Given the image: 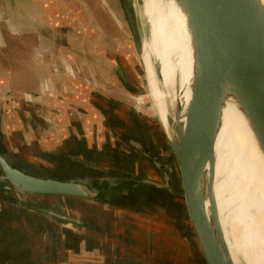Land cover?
<instances>
[{"label": "water", "instance_id": "obj_1", "mask_svg": "<svg viewBox=\"0 0 264 264\" xmlns=\"http://www.w3.org/2000/svg\"><path fill=\"white\" fill-rule=\"evenodd\" d=\"M174 1L185 16L192 48L191 97L186 111L173 98V90L165 85L159 60L153 56L168 115L167 124L162 121L149 88L143 60L144 43L140 44L129 19L143 81L147 82L148 95L153 101V117L144 115V99L137 96L139 91L121 63V55L111 49L97 62L111 70L131 96L136 97L133 105L106 99L97 91L91 93V97L85 92L87 98L81 102L59 96L65 107L94 119L133 156L107 161L104 154L88 160L82 156L34 153L29 155L35 158L28 159L5 145L0 115V201H8L27 213L46 216L75 232L104 237L121 246H124L126 229L122 226L117 230L114 225L125 216L138 215L162 225L170 223L177 246L181 244L180 238L184 239L197 264H236L216 197V148L225 107L233 102L264 156V2ZM73 4L80 6L77 0H73ZM43 31L50 32L47 28ZM104 41L112 48L109 39ZM89 108L98 111L96 116ZM154 125L171 149L170 160L176 165L178 177L173 175L170 163H165L153 152L150 130ZM37 197L76 200L71 204L76 202L92 217L28 201ZM103 216L113 225L95 221ZM166 232L150 235L156 244L162 243L163 250L170 251L171 244L168 245L165 238L159 239ZM150 235L148 243L152 240Z\"/></svg>", "mask_w": 264, "mask_h": 264}, {"label": "crops", "instance_id": "obj_2", "mask_svg": "<svg viewBox=\"0 0 264 264\" xmlns=\"http://www.w3.org/2000/svg\"><path fill=\"white\" fill-rule=\"evenodd\" d=\"M77 1L80 6L74 5L70 0H0V32H2L3 36H8L7 43L9 38H11L18 41L22 40L24 42L22 46L28 43L31 47L29 54L17 58V62L22 65L17 67L14 65L16 68L0 69V92L14 94V106L17 110H21L22 113L25 110L28 112L26 114V122L20 121V126H23V136L18 139L16 135V139L21 141V143L18 141L19 145L23 146L25 150H35V154L82 156L88 160L97 157L101 158L100 155L104 154L103 156H106L107 161L131 157L133 155L129 153L125 145H122L107 134L94 119L65 107L63 100L59 96L63 95V97L66 96L81 102L87 98L85 92H88L91 97V93L97 91L106 99H115L125 104H130L128 101L131 98L129 97L131 95L129 90L117 79L111 70L97 62L99 57L106 56L109 49L121 55V63L126 68V63L129 62V59L124 51L117 47L115 42H111V48L107 46L104 40L98 39L94 29L92 30L93 33L86 29L87 23L93 25L92 17L97 21L99 19L93 6L87 2L88 0H84V2L81 0ZM53 4L62 10H60V13H64V11L68 14L76 13L77 23L61 27V29L67 28L64 30L66 32L56 31L55 29L58 27L54 28L46 19L47 7L49 6V10H51L53 9ZM43 28L49 29L50 32L43 31ZM70 44L78 46L76 58L82 65V69H75V72L71 69H66L60 58L62 52L60 49L64 48V45L69 46ZM47 46L50 48L47 49ZM5 47L2 49L3 51H6ZM112 60L114 59L110 61ZM101 78L106 80L104 81L105 84L109 83L113 87L119 86L126 99L119 98L111 91L100 87L98 79ZM11 99L12 97H8L6 101L12 102ZM105 101L110 103L108 100ZM90 110L96 116L98 111L95 108ZM48 122H51L55 127H52ZM1 125L4 142L7 144L8 141L3 129V119L1 120ZM86 126H89L88 130L92 131L91 134L90 131L86 130ZM57 127H60V129H56ZM62 127L72 129L71 133L65 135L64 133L66 132ZM51 128L56 130L51 131ZM13 135H8V138L11 139ZM65 136L67 137L65 138ZM17 149L15 146L13 151L15 152L16 150L17 152ZM32 158L35 157L32 155ZM48 198L53 199V201L56 200L55 198ZM35 200L28 199V201L33 202ZM68 201L72 209L78 208L76 202L71 204V201L76 200ZM50 202L53 204L52 201H48V203ZM38 203L45 207L59 209L56 206H46L45 201H38ZM12 206H14L13 208L17 213L22 214L25 212L16 205ZM0 208H2L1 205ZM17 208L21 210L18 211ZM61 211L64 210L62 209ZM27 215L29 219H27L28 221L24 227L28 230L19 231L11 239L2 235V239H7L6 245L10 244L9 246L17 247V249H3L2 246L5 243L0 242V264H76L75 256L84 255L87 250L89 252L88 247L99 250L100 254L105 257L103 261L105 264H134V260L138 259L137 255L131 253L125 246L112 243L107 238L75 232L64 224L34 212H28ZM118 215L121 218L124 217L123 214ZM33 216L40 218V220L34 221L30 219ZM95 221L105 223L108 218L103 216L98 219L97 217ZM55 223L66 227V238H61V246L59 244L57 246L51 245L47 238L46 240L44 239L46 233L49 234L47 228L53 230L52 227ZM39 229L40 233H38ZM50 234L53 235L51 231ZM15 241L16 243L19 241V244L15 245Z\"/></svg>", "mask_w": 264, "mask_h": 264}, {"label": "bare ground", "instance_id": "obj_3", "mask_svg": "<svg viewBox=\"0 0 264 264\" xmlns=\"http://www.w3.org/2000/svg\"><path fill=\"white\" fill-rule=\"evenodd\" d=\"M144 1L152 31L151 41L144 42L143 60L158 114L167 124L164 94L153 56L159 60L165 85L186 111L193 75L190 34L185 16L174 0ZM216 149V197L234 261L264 264V156L233 102L225 107Z\"/></svg>", "mask_w": 264, "mask_h": 264}, {"label": "rangeland", "instance_id": "obj_4", "mask_svg": "<svg viewBox=\"0 0 264 264\" xmlns=\"http://www.w3.org/2000/svg\"><path fill=\"white\" fill-rule=\"evenodd\" d=\"M81 1L84 2V0H81ZM70 2L72 3L73 0H70ZM87 2H89L93 6V8L95 9L97 13L96 16L99 20L97 21L93 19L92 17L93 25L91 24L89 25L87 23L86 29L87 30L89 29V31H91L92 33H93L92 30L94 29V33L97 34L98 39H102V40L109 39L111 42H115V44H117V47L121 49V51H124V53L126 54V57L129 59V62L126 63V66L128 68V73L130 75L131 80H133V83L135 84V86L137 87L139 91V93H137V96L139 95L140 97L144 99L143 108H146V110L143 113L144 115L153 117V113H154L153 101H152V98L149 97L148 95L149 92H148L147 82L145 84L143 81V74L141 73L142 68L140 67L141 65H139V58L136 53L137 48H136V45L132 42V36H131L130 29H129V24H128V20L131 19L135 27V31L137 33V38L139 39V42L141 45L147 40L151 41L150 38H151L152 24L148 16V13L146 14L147 11L145 12V9H146L145 1L144 0H88ZM52 8L53 9H51L52 10L51 11L49 10V6L47 7L46 19H48L47 21L49 22L51 26H53L54 28L58 27L57 28L58 30L55 29L56 31L66 32L64 30H66L67 28L61 29V27H67L69 25H72L71 23H77L76 13L68 14V13H65V11L64 13L63 12L60 13L61 9L57 8V5L55 6L54 4ZM50 13L52 14L49 15ZM4 38L6 39V44H5ZM7 39H8V36L6 35L5 37L3 36L2 32H0V43H1L0 44V64H1L0 69L2 68L5 69L9 67L16 68L17 66L22 65L21 63L17 62V58L20 56L24 57L26 54H29V51L31 50V47L28 43H26L25 45L23 44L22 46V43H24L22 40L18 41V40H15V39L13 40L9 38V42L7 43ZM4 46H6L5 47L6 51L2 50ZM77 47L78 46L76 45L70 44L69 46L64 45V48L60 49V51H62L60 54L61 63L66 69H71L74 72H75V69H79L82 67V65L78 62L76 58L77 53H78ZM49 48L50 47L47 46V49ZM14 65L16 67H14ZM158 67H159V64H158ZM144 71L145 70H143V73H145ZM104 81L106 80H103V78L98 79V82H99L98 85L102 87L103 89L111 91L117 97L126 99V96L123 95L119 86L113 87L109 85V83L105 84ZM145 87H146L147 93L145 91ZM13 95L6 94V93L4 94L0 92V115H1V120L3 119V125H4L3 129L6 135L7 141H8L7 144L5 142V145H7L10 151H13V149L16 146V148H18L17 152L20 153L19 156H23L29 159L32 157V155H29V154L34 153L35 150H29V149L25 150V148L23 146H20L18 142L20 141L18 139L21 138V136H23V128H22L23 126L22 127L20 126V121L21 122L23 121V123L26 122V114H28V112L25 110L24 113H22L21 110L19 109L17 110V108L14 106V99H13L14 96ZM8 97H12L11 99L12 102L6 101ZM129 97L131 98H129L128 101L130 104L133 105L136 102V97H133L131 95ZM48 123L52 125L51 122H48ZM53 126L54 125H52V127ZM88 127L89 126H86V130L90 131V129L88 130ZM56 129H60V127H57ZM56 129L51 128V131L56 130ZM62 129H64V131L66 132L64 133L65 135L67 133L70 134L72 131V129H67L66 127H62ZM91 132L92 131H90V134ZM150 133H152L153 135L152 140L150 141L151 142L150 145L152 146L153 152H155L156 156L159 157V159H161L165 163L167 164L170 163V167L173 168L174 170L173 175L178 177L176 165L174 161L170 160L171 155H172L171 149L167 145V143H165V141L163 140V137L161 136V132L154 125V126H151ZM12 134L14 135L12 136L11 139H9L8 135H12ZM16 135L18 139H16L17 138ZM66 137L67 136H65V138ZM35 201H45L46 206H56V207H59V209L61 210L63 209L67 213L81 214V215L87 216L88 218L92 217L90 215L89 216L87 215L86 209L85 211L83 210V212H77L74 209H72V206H69L68 202H66L68 200L66 199H60V200L56 199L53 201V199L37 197ZM48 201H52L53 204H51V202L48 203ZM102 211H106V210H102ZM125 217L126 218L122 220H117L114 226L117 230H120L119 228L122 226H123L122 228L126 229L125 231L127 235H126V239L124 242V246L125 248L129 249L131 253L137 255L138 259L136 258V260H134L135 261L134 264H164L163 263L164 261H172L176 264L179 261L184 264H197L196 262L198 261L195 259V257H191L192 250L187 245V243H185L184 239L180 238L179 243L181 244H179L178 246H182V247H180V249L178 248L177 239L175 237V234L173 233V229L170 226L171 225L170 223L169 224L166 223L165 225L164 224L162 225L158 223L157 221H150L148 219H145L144 217H138V215L125 216ZM35 218L36 217L33 216V218H30V219L34 221L40 220V218H36V219ZM20 222L21 220L18 222L17 221L13 222L11 220H8L7 223L9 224L10 229L12 228L13 231L12 232L1 231L0 242H4L5 244H7L6 242L7 239L5 238L2 239V235L11 239L19 231L22 232L23 229L26 230L25 227L21 228ZM48 227H51V226H48ZM110 227L115 231L113 226H110ZM52 228L53 230H50L49 228H47V231L49 232V234L46 233V236L44 239L46 240L47 238L51 245L57 246V244H59V246H61L60 244V242L62 241L61 238L63 237H64L63 239L66 238V234H67V231L65 229L66 227L64 225L55 223ZM50 231L53 233V235L50 234ZM157 231H167L166 233L168 234L166 233L165 235L161 234L162 237H160L159 239L161 240L163 238L164 240L165 238L164 241L168 245L171 244L172 250L170 251L163 250L162 249L163 246L160 241H159V244H156L157 241L155 240V238L151 237L152 235L150 234L156 233ZM41 232L43 233V231ZM38 233H40V229L38 230ZM149 235H150V239L152 238V240H150V243H148ZM137 240L144 242V244L142 243L138 244ZM151 243L153 245H150ZM9 245L10 244H8L7 246ZM87 251L85 252L84 255L75 256L76 258L75 261H77L76 264H97V263L105 264L103 262L105 260L104 259L105 257H103L100 254L99 250L93 249V250H90L89 252Z\"/></svg>", "mask_w": 264, "mask_h": 264}, {"label": "trees", "instance_id": "obj_5", "mask_svg": "<svg viewBox=\"0 0 264 264\" xmlns=\"http://www.w3.org/2000/svg\"><path fill=\"white\" fill-rule=\"evenodd\" d=\"M0 205L2 206V208H0V233H1V231H10V232L13 231L12 228L10 229L9 224L7 223L8 220H11L13 222H16V221L18 222L21 220V222H20L21 228H23L25 226V223L28 221L27 219H29L27 213H25V212H23L22 214L17 213L16 210L13 208L14 206L10 205L8 203V201H0ZM74 210L77 212H83V207L82 208H79V207L74 208ZM75 215H79V214H75ZM1 217H3V218H1ZM26 230H28V229H26ZM2 243H4V242H2ZM18 244H19V241L17 243L15 241V245H18ZM2 248L6 249V250L17 249V247H13V246L7 247L6 244H4L2 246ZM88 248H89V250L93 249L91 247H88Z\"/></svg>", "mask_w": 264, "mask_h": 264}, {"label": "built area", "instance_id": "obj_6", "mask_svg": "<svg viewBox=\"0 0 264 264\" xmlns=\"http://www.w3.org/2000/svg\"><path fill=\"white\" fill-rule=\"evenodd\" d=\"M31 99H32V97H31Z\"/></svg>", "mask_w": 264, "mask_h": 264}]
</instances>
